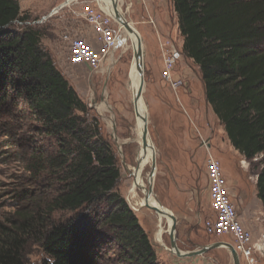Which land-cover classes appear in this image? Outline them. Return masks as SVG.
Wrapping results in <instances>:
<instances>
[{"label": "rangeland", "instance_id": "rangeland-1", "mask_svg": "<svg viewBox=\"0 0 264 264\" xmlns=\"http://www.w3.org/2000/svg\"><path fill=\"white\" fill-rule=\"evenodd\" d=\"M17 1L21 16L27 19L15 21L10 29L21 32L32 27L41 32L42 48L52 55L58 70L87 104L89 118L98 121L101 136L116 155L120 172L116 191L128 203L148 235L157 256V264H234L230 250L225 247L200 256H176L169 250L171 223L166 220L161 225L155 211L147 207L136 210L129 202L133 183L130 170L141 165L143 144H125L121 150L114 137L129 138L130 130L135 125L134 114L126 104L127 97L130 99L131 95L126 90V84L135 59L134 52L122 47L113 50L97 70L86 63L73 66L69 62L72 41L85 39L94 42L93 27L85 19L83 9L89 2L96 5L97 0H79L55 13L54 10L67 0ZM105 1L113 4L111 0ZM120 2L125 19L141 35L144 44L145 84L141 101L147 110L150 140L156 152L157 172L152 181L153 197L177 218L179 250L192 252L218 242L239 249L231 236H214L206 228L216 217L211 205L206 170L208 160L213 158L221 163L239 217L250 224L247 226L244 222L252 234V256L247 260L239 255L241 264H264V208L257 196V179L258 173L264 168V153L247 160L234 149L223 126L206 102L200 68L192 59L184 54L176 67L174 76L184 80V85L178 90H173L161 77L163 66L160 44L170 41L183 50L184 39L179 31L172 1ZM18 86L16 79L15 89H9L12 99L5 104L7 112L3 116L2 110L0 117V222L3 223L17 209L28 204V195L37 199L54 195L55 183L49 179V175L46 179L37 176L31 168V155L28 153L39 144L53 145V141L45 139L36 131L38 123L29 109L21 105ZM104 105L108 106V110H103ZM152 157L150 155L142 172L148 188ZM138 197L143 198V193L139 192ZM63 216L68 218L72 213L67 212ZM161 227L164 228V245L156 241ZM25 253V264H44L46 260L42 248L35 245L34 241H29ZM120 261L114 247L105 254L101 264H122Z\"/></svg>", "mask_w": 264, "mask_h": 264}, {"label": "trees", "instance_id": "trees-1", "mask_svg": "<svg viewBox=\"0 0 264 264\" xmlns=\"http://www.w3.org/2000/svg\"><path fill=\"white\" fill-rule=\"evenodd\" d=\"M171 1L206 102L234 149L253 160L264 153V0ZM26 19L17 0H0V117L18 79L21 105L53 141L28 153L37 176L55 183L54 195H28L24 208L0 222V264H25L29 241L42 248L44 264H101L114 247L122 264H157L148 235L116 191V155L98 121L42 48L41 32L10 29ZM257 196L264 208V168Z\"/></svg>", "mask_w": 264, "mask_h": 264}, {"label": "built area", "instance_id": "built-area-1", "mask_svg": "<svg viewBox=\"0 0 264 264\" xmlns=\"http://www.w3.org/2000/svg\"><path fill=\"white\" fill-rule=\"evenodd\" d=\"M83 11L85 19L93 27L94 40L100 47H96L95 42L76 39L72 41L70 47L69 62L73 66L86 63L97 70L110 52L117 49L123 36V29L115 18L101 8L98 0L96 5L89 2V5L84 7ZM160 48L163 66L161 77L171 85L173 90H178L184 85V80L174 76V72L178 63L184 57L183 50L170 41L160 44ZM206 170L211 205L216 215L214 221L206 226L207 231L214 236L229 235L234 238L239 246L237 250L240 257L249 260L254 247L252 245V234L240 221L221 163L210 158Z\"/></svg>", "mask_w": 264, "mask_h": 264}, {"label": "bare ground", "instance_id": "bare-ground-1", "mask_svg": "<svg viewBox=\"0 0 264 264\" xmlns=\"http://www.w3.org/2000/svg\"><path fill=\"white\" fill-rule=\"evenodd\" d=\"M120 1L121 0H111V3L115 4L114 5L115 8H113V4H110L105 0H98L101 8L107 14H109L113 18H115L116 21L119 23V25L121 24L120 27L123 29V35L124 36H122V39L119 42L117 49L122 47L124 50H127L128 48H130L135 54V53H137V50H139V47L141 46L142 50L144 51V44L142 42V37L130 25V23L125 19L124 15L121 11V4H120L121 2ZM57 11H58V9H55L54 13ZM116 14L118 15V18L116 16ZM121 21H125L127 24H129L130 27H132L138 34L136 32L135 33L129 32L122 25ZM141 70H142V68H140L139 59L135 58L133 64L131 65L129 77L127 78V84H126V90L128 93L131 94V95L127 94L130 96V99H128V97H127L126 104L128 107L131 108V110L134 114L135 125L130 130L129 138L122 139L118 136L114 137L121 150L123 148V145H125V144H133V143H137L139 145L143 144L142 137H143V130H144V126H145V118H146L147 110L141 101V99L143 100V97H141L139 100H136L137 93L140 90V86H141V80H142L141 79ZM104 109L108 110V106L104 105L103 110ZM112 124L113 123L111 122V125ZM149 143L151 144V147L148 149L147 153L143 157L141 165L137 168H133L130 170V172H131L130 174L133 178V183H132V186H131L130 192H129V202L135 207L136 210H141V208L146 207L145 205L147 203V201L145 199V195L147 194L149 188L147 187L146 183L144 182V179L142 177V172L144 171V169L147 166V163L149 162L150 155L153 156V153H154L153 145L150 141H149ZM143 154H144V152H143ZM150 184H151V182L149 183V185ZM139 192L143 193V196H144L143 198L138 197ZM153 196L154 195L151 196L149 203L152 206H158V201H156L154 198L155 196L154 197ZM157 215L159 216V220H160L161 225L164 224V222L166 220L168 221V223H171V220L168 217L162 216L159 214H157ZM170 226H171V224H170ZM163 234H164V228L161 227L157 233L156 241H157V243L162 244V245H164ZM262 249H264V248H262ZM169 250L172 251L171 246H170Z\"/></svg>", "mask_w": 264, "mask_h": 264}, {"label": "water", "instance_id": "water-1", "mask_svg": "<svg viewBox=\"0 0 264 264\" xmlns=\"http://www.w3.org/2000/svg\"><path fill=\"white\" fill-rule=\"evenodd\" d=\"M78 0H67L63 5H61L60 7L56 8V9H61L64 6L76 2ZM117 18L118 15L116 14ZM122 25L131 33H135L136 31L130 27L129 24H127L125 21H121ZM137 33V32H136ZM138 34V33H137ZM135 58L139 59V64H140V68H142L141 70V86H140V90L137 93L136 96V100H139L141 97H143V92H144V58H145V53L142 50L141 46L139 47V50H137V53L134 54ZM149 119H145V126H144V130H143V156H145V154L147 153L148 149L151 147V144L149 143L150 140V135H149ZM143 159V157H142ZM156 172H157V162H156V152H155V148H154V153H153V157H152V168H151V172H150V180H151V184L149 185V189L147 194L145 195V199L147 201L146 203V207L155 211L157 214L162 215V216H166L171 220V226H170V237H171V252L173 254H175L178 257L181 258H187V257H194V256H200L203 255L213 249L216 248H221V247H225L227 249L230 250L232 257H233V261L234 264H241L240 261V257L239 254L237 252V250L231 245V244H227L224 242H218L215 244H211L208 246H205L199 250L196 251H192V252H181L177 246V230H176V225H177V218L173 215L172 212H170L169 210H167L162 204L161 202L158 201V206H152L149 203V200L151 198L152 195H154V185L152 183V181L154 182L155 180V176H156ZM180 251V252H179Z\"/></svg>", "mask_w": 264, "mask_h": 264}, {"label": "crops", "instance_id": "crops-1", "mask_svg": "<svg viewBox=\"0 0 264 264\" xmlns=\"http://www.w3.org/2000/svg\"><path fill=\"white\" fill-rule=\"evenodd\" d=\"M71 4V3H70ZM69 5V4H68ZM67 6V5H66ZM94 42H95V40H94ZM95 46L96 47H100L99 46V44L97 43V42H95ZM236 183H237V185H241V183H238V181H235ZM233 195V194H232ZM240 218V221L244 224V222L247 224V226L248 225H250V224H248V222H246V220H244V222H243V220H242V217H239ZM245 225V224H244Z\"/></svg>", "mask_w": 264, "mask_h": 264}]
</instances>
